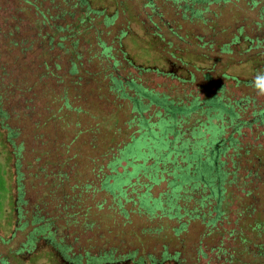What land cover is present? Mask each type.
<instances>
[{"label":"trees","instance_id":"1","mask_svg":"<svg viewBox=\"0 0 264 264\" xmlns=\"http://www.w3.org/2000/svg\"><path fill=\"white\" fill-rule=\"evenodd\" d=\"M170 1L180 21L204 24L209 4L229 0ZM0 2V140L11 204L8 234L0 235V243L24 235L0 264L42 258L52 264H264V96L252 87L257 72H264V5L260 22H253L263 37H249L241 27L229 40L217 41L225 29L217 31L214 23V38L192 33L189 51L179 47L189 36L180 35L179 20H163L148 0L147 24H140L149 45L169 57L157 67L129 56L124 31L113 35V45L100 40L111 33L118 13L107 15L92 0ZM246 2L250 8L259 4ZM4 5L11 9L6 14ZM157 23L180 43L166 40ZM206 62L208 68L198 65ZM229 66L250 73L234 75ZM217 71L221 81L210 84ZM147 73L169 83L162 91L150 87ZM54 80L61 85L57 93L49 87ZM82 88L115 108L106 122L117 121L119 111L128 113L122 125L130 132L102 153L103 164L90 159L95 180L81 181L77 154L69 155L82 132L80 115L104 119L78 104L85 99ZM47 96L58 106L51 109ZM58 118L75 132L66 143H55L52 157L47 124ZM100 127L94 122L89 130ZM99 192L105 197L93 201ZM105 211L120 222L104 224ZM132 216L150 226L126 231ZM191 226L200 233L189 243ZM154 236L163 241L160 256L140 254L144 239Z\"/></svg>","mask_w":264,"mask_h":264},{"label":"rangeland","instance_id":"2","mask_svg":"<svg viewBox=\"0 0 264 264\" xmlns=\"http://www.w3.org/2000/svg\"><path fill=\"white\" fill-rule=\"evenodd\" d=\"M97 7H105L107 15L112 14L117 11V20L115 24L109 28L111 33L106 35L105 33L100 34V40L106 42L107 45L111 44L113 35L120 33L121 31L126 32L122 43L124 48L128 52L129 56H131L137 64H143L146 66H157L163 67L166 65L165 59L169 58L165 52L161 53L159 49L152 48L149 45L151 39L149 35H147L146 29L140 24V21H144L147 24V20L145 19L146 15L150 14V7L147 5L148 0H92ZM257 1V0H256ZM155 8L157 9V13L162 14L163 20L173 21L179 20L181 25L180 35L182 37L185 34H189V36L185 39L186 42H182L179 44V40L175 37H169L166 35L167 29L164 26H161L159 23L158 28L160 29V33L164 35L166 40H170L174 44L178 45L181 49H187L189 51H194L195 40L190 35L195 34L200 37H204L205 41H210L213 36V32L209 29V26L214 27V23L217 24L216 30L225 29L224 33H219V36L215 38V40H219L225 42L231 38V35L235 33L239 28L243 27V33L249 37H263V34L258 32V29L253 22H260L258 19V11L264 5V0H259V4L255 7L250 8V5L247 4L246 0H229L225 4L222 3H212L207 6L208 10L206 12L205 18L208 19L206 23H201L199 21H180V16H175V9L172 7V2L170 0H151ZM1 4V2H0ZM121 5V6H120ZM5 6V5H4ZM6 11L3 12L6 14L11 9L5 7ZM215 14V15H214ZM209 20L213 21L210 23ZM97 27V26H96ZM199 52V49L196 50ZM120 57V56H117ZM221 61L223 63L227 62V58L222 56ZM202 68H208L209 63L198 64ZM219 70H223L221 65L217 66ZM93 69V68H92ZM193 71V70H192ZM228 73L247 77L249 75V70L244 66H229L226 68ZM218 72H214L213 79L210 84L220 82L221 80L216 77ZM117 74L124 75L125 73L119 71ZM199 76V73H197ZM144 78H148L146 84L150 87H157L159 85V90H164V83H169L168 79H162L160 77H156L154 73H147L143 75ZM200 77V76H199ZM50 89H53L54 92H59L61 90V85H57L56 81L49 82ZM236 92L235 89H233ZM244 92V90H242ZM82 96L85 98L83 101H79L78 104L83 108H87L90 114L94 116L103 117L104 119L98 118L93 119L85 114L80 115V126L82 128V132L76 134V138L74 143L72 144V148L69 152L70 154L76 153V160L74 164L76 165L75 170L79 171L77 177L82 180H95L92 177L91 172L93 170V162H89L90 159L95 160L97 164H103L104 158H101L102 153L107 152V148L115 147L118 142L124 141L127 139L129 130H126L123 127L122 123L126 120L128 113H124V111H119L116 114L117 121L110 120L106 122L109 116L115 109L113 106L109 104L102 103L98 100L97 94L87 95L85 89L82 88ZM47 103L49 104L51 109H54L58 106L57 100L53 101L50 96H47ZM125 108V107H124ZM94 122H99V125L103 127L98 128V131H90L89 129H93ZM106 122V125H105ZM108 126V127H107ZM86 128V129H85ZM119 128V130H118ZM71 132H70V131ZM79 130V129H78ZM81 130V129H80ZM75 127L71 124L66 129L61 122V119H55L49 124H47V149L51 151L52 157L56 154L53 152V147L55 143H66L68 141L67 138H71L74 135ZM92 132V133H91ZM90 143L96 144V148H91ZM55 157V156H54ZM94 173L96 172V168L94 169ZM9 169L6 163V154L5 150L2 147L0 140V235L6 236L9 230V218L11 213V204H10V191H9ZM97 181V180H96ZM94 181V184L97 186V182ZM162 186L158 188H154V192L160 190ZM259 193L264 198V185L259 187ZM34 197V193L32 195H28ZM27 196V197H28ZM104 193L99 192L96 193L93 201L100 200L104 198ZM90 200L85 202L89 203ZM90 204V203H89ZM108 212H104V216L101 218L104 224L111 225L113 218L115 221L120 222V218L117 216L112 217L107 215ZM130 225H125L124 229L126 231L136 232L139 228L150 226L149 222L143 217L138 218L136 216H132L130 219ZM120 224V223H119ZM200 233L199 226H191L186 234V240L190 242H194L196 237ZM161 236L159 237H147L144 239V245L139 249L135 246V249H138V252L151 254L155 257H159V250L161 248L162 240ZM24 240V235H21L20 232L16 234L15 238L8 245H2L0 243V258H3L5 253L10 249L14 250L19 246L21 242ZM10 264H15L11 262ZM22 264H52L48 259L42 258L37 260L36 262H25Z\"/></svg>","mask_w":264,"mask_h":264},{"label":"clouds","instance_id":"3","mask_svg":"<svg viewBox=\"0 0 264 264\" xmlns=\"http://www.w3.org/2000/svg\"><path fill=\"white\" fill-rule=\"evenodd\" d=\"M252 87L258 96H264V72H257L252 81Z\"/></svg>","mask_w":264,"mask_h":264}]
</instances>
